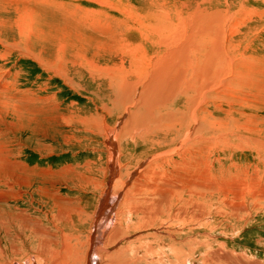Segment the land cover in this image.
Segmentation results:
<instances>
[{
	"label": "rangeland",
	"instance_id": "obj_1",
	"mask_svg": "<svg viewBox=\"0 0 264 264\" xmlns=\"http://www.w3.org/2000/svg\"><path fill=\"white\" fill-rule=\"evenodd\" d=\"M196 22L211 24L210 34L229 60L230 72L223 78L233 84L219 87L212 100L226 111L227 123L217 121L215 133L198 136L199 143L207 136L216 139L210 149L192 145L181 163H157L156 158L167 159L164 144L173 134L156 135L146 144L125 137L126 128L117 143L111 131L129 126L144 107L133 104L119 114L104 97L112 92L109 85L117 86L116 79L144 81L168 52L171 35L162 38L168 39L162 46L149 34L152 27L170 23L175 35L186 36ZM143 102L150 104L147 92ZM212 113L219 115L213 108ZM107 139L115 141L117 152L121 148L124 175L145 149H153L154 173L143 183L215 177L217 186L230 187V215L241 205L244 215L229 217L227 224L216 215L202 222V202L192 198L160 211L148 209L147 189L129 193L118 209L121 199L113 196L108 205L102 199L97 206L102 185L101 198H108L117 174L108 165ZM263 142L264 0H0V264H81L85 257V264H264ZM139 164L128 186L147 159ZM106 169L111 171L107 177ZM249 184L254 186L242 187ZM246 192L256 193L260 202L254 206ZM235 193H245L243 201ZM213 202L218 205L216 198ZM100 207H106L101 216ZM109 211L115 212L114 222L106 229L102 222ZM102 228L107 231L100 240ZM96 249L101 262L90 255Z\"/></svg>",
	"mask_w": 264,
	"mask_h": 264
},
{
	"label": "bare ground",
	"instance_id": "obj_2",
	"mask_svg": "<svg viewBox=\"0 0 264 264\" xmlns=\"http://www.w3.org/2000/svg\"><path fill=\"white\" fill-rule=\"evenodd\" d=\"M196 23H198V22H196ZM206 23H208V22H206ZM169 24L162 26V24L157 23V25H158L157 27L151 28V32L149 34H151V35L153 34V35L157 36L158 44H160L162 46H164L163 44L167 45L168 39L162 40V38H166L170 35L171 36L169 39H171L172 42L170 45H168V46H170V48L167 50L168 52H166L164 54V56L160 57L161 58L160 60L158 59L155 62L154 68H152L153 70L149 73L147 72L148 74L145 73L143 75V76H146L145 80L139 81V79L138 78L136 79L135 77H131L127 81L116 79L117 80V86H115L114 84L109 85V87L112 89V92L110 93V96L104 97L105 99L110 100V102L113 103L114 107H116L118 109L119 114L124 113V111L127 109L126 107L127 106L130 107V105H133V104H136L137 106L141 105L142 107H144V110H143L144 114L142 113L140 116H138L137 119L134 120L129 126H126L125 125L126 123H124V125L126 127L123 125L122 126L123 128H121L119 130V132L117 130L111 131L112 132L111 134L115 135V140L117 143H118L117 140H119L120 137L124 134L126 128H127V130H126L125 135L126 134H128V135H126L125 137H127L129 135H133L134 137H136L135 142L138 140L143 141V143L147 141L146 144L151 143L153 141V139L156 137V135L166 134L169 132H171L173 134L172 137L170 138V142H168V144H164L169 148L166 151L167 159L161 160L160 158H156L157 163L158 162H160V163L165 162L166 163V161L169 162V161H173L174 159H179L180 163H181V161L183 160V157H184V159H186L189 156V153L191 151L190 148L192 147V145H194V147H199L200 149L201 148L202 149H204V148L210 149V146H213L216 144L215 143L216 139L214 140L210 136H207V138L205 140H201V138H200V140L202 141V142L200 141V143L197 139H198V136H200L201 134H207V133L210 134L213 132L215 133L217 121H220L224 124L227 123V119H226L227 114L225 113L226 111L224 110L225 111L224 112L220 108L215 107L212 104V100L215 97L219 96V94H220L219 92L221 91V90L220 91L218 90V89H220L219 87H221V89H223L225 86L229 87L233 84V81H234V80L233 81L229 80L228 78L227 79L223 78L225 75L229 74V72H230L229 60L227 58L225 49L222 48V46H220V44L218 42H216L215 37L210 34L211 33V28H210L211 24L209 26L207 25L208 27L206 26V24L204 26H200L199 23H198L199 26H198V24L197 25L195 24L196 26H194L193 29L190 30L189 33H187V31L185 32V33H187V34H185L186 36H183V34H180V35L176 34L175 35V33L173 32V29L168 28V26H170ZM191 24L193 25V22ZM170 31H172L174 33V36H173V34L170 33ZM61 74L64 76L66 74V72L61 70ZM184 76H187L185 78V80H184ZM74 79H75V77H74ZM131 84H135V87H133ZM216 87H218V88L215 89ZM179 88H180V90H183V91H181V95H182L181 101H180V95L178 92ZM146 92H147V95H148L149 100H150V104L148 106L145 105L143 102L144 101V94ZM126 97L128 98L127 100H126ZM101 98H102V94H101ZM100 101H102V100H100ZM212 108L215 109L216 112H218V114H219L218 117L213 115ZM125 112H128V111L126 110ZM200 113H206V115H204L206 119L199 121L198 120V114H200ZM222 117H224L225 119H223ZM129 119H130V117H129ZM207 120H209V121L207 122ZM110 140H108V139L106 140L107 145L110 146V148H111V150H110L111 153L109 155V162H108L110 164H108V165L113 166V168L111 169L112 174L115 172H117V174H115L116 177L114 179L110 178V180L113 179V181L111 183L114 185V187L111 191V195L107 194V196L109 195L108 198H106V197L101 198V196L104 195V191H106L104 188L105 185L104 184L102 185L101 195L98 198V200L96 201L97 206H98L99 202L102 204L103 200H105V202H103V204L108 205V202H106V200L109 201L110 199H112L111 197L113 196V199H115V201L119 198L121 199L119 201V204L117 207V209H118L119 206H121L122 203L124 204V201L127 200L129 193L136 191V194H138L140 191L142 192V191L147 189V197H146L147 202H145V203H147V208L149 206H153L152 208H154V209L157 208L160 211V209H159L160 207H162V209H163V207H166L168 205H170V207L171 206L174 207V206H177V204L179 202H182V201L185 202V199L192 198L193 200L202 202V203H200L202 205L201 209L205 210V211H202V216L199 218V220L202 222H208L207 220L203 219L204 216L208 217V219L213 220L214 216L216 215L215 219H218L220 221L219 223H223V222L226 223L227 221H225V220L228 219L229 217H232V218L234 217L235 219L239 220L241 215L242 216L244 215V214H242V212L244 211V209L241 208V207H243L242 205L238 206V207L235 206V208L233 209V214L230 215V210H231V204H230L231 199H230V189H229L230 187L227 186L228 187L227 188V187L217 186V182H215V180L217 178L215 179V177H211V180H209V179L206 180L207 175H205L204 177L200 176V177H198V180H196L197 179L196 178L195 180H193L191 182H186V183H181V184L173 183L174 182L173 180H170V182L168 181V183L166 181H163L166 183H164L162 185H158V186L157 185H149V183H143V181L146 178H147V180L150 178L149 177L150 171H151L150 167L152 165H151V163H149V160H150L149 157L151 155H153V154H151L153 149H150V150L145 149V152H144L143 156H141V159L138 162H136V164L132 168L127 167L128 169L125 170V172L127 174L124 175L121 171H119L121 168V165H120V162L118 159V157H119L118 153H121V148H119L120 152H117L118 149L116 148V144L114 143L115 141L114 140L110 141ZM222 140H224V139H222ZM225 141H227V140H225ZM263 144H264V142H263ZM262 146H264V145H262ZM171 149H173V150H171ZM155 150H157V149H155ZM143 159H145V160L147 159V167H145V169L143 167L142 170H140L141 172L139 173V175L136 178L132 179L131 181H133V180L134 181L130 184V186H128L127 184L129 183V180H130L129 177H130V174L132 173V170L134 168H136V166ZM218 163H220V162H218ZM140 165L141 164H139V166ZM157 166H156V168H157ZM109 169H110V167H109ZM110 172L109 171L107 172V169L105 170L106 177H107V175H109ZM135 172L138 173L137 171H135ZM151 172L154 173L153 171H151ZM185 178H187V177H185ZM167 180H168V178H167ZM174 180L176 181L177 179H174ZM244 183H246V182H244ZM235 185H237V184H235ZM252 185L253 184L242 185V187H244V189H245V188H248ZM115 187L120 188L117 193H115V190H116ZM238 187H241V186H239V183H238V186L236 188L240 189ZM10 188H11V186L8 187V189H10ZM234 191H235V189H234ZM254 191H256V190H254ZM242 193H239V194L235 193L237 195V197L235 199H240L243 201V199L245 198V193L244 194H242ZM246 193H247L246 197H248L250 199V201L253 203L254 206H256L260 202L261 198L259 199L258 195L256 193L255 194H254V192H246ZM134 195H133V197H135ZM13 198H14V196H13ZM214 198H216V203H218V205H216L215 207L213 204ZM113 199H112V201H114ZM134 199H130V200L132 201ZM262 201H263V199H262ZM133 205L134 204H132L131 207ZM113 207H114V204L110 205L109 210L111 211L113 209ZM122 207H124V205H122ZM125 207H126V205H125ZM145 208H144V210H145ZM96 210H97V207L95 206V212H96ZM110 211L107 214L105 213L107 215L106 218H104V219H106V222H102L103 224L105 223L104 227H106V229H108L107 228L108 226L109 227L112 226L111 223L114 222V215H115L114 213L115 212H113V215H112V212H110ZM150 211H153V210L151 209ZM225 211H227V212L224 213ZM95 212L93 211L92 216H91V219H92L91 226L93 225V222H94L93 217H94ZM102 212H101V214L104 213V212L103 213ZM130 212H131V210H130ZM136 212L138 213V210ZM144 212H146V211H144ZM190 212H192V210ZM110 213H111V215H110ZM154 213H155V211H154ZM128 214H130V213H128ZM158 214L160 215V213H158ZM177 214H178V212H177ZM146 215H148V214H146ZM138 216H140V215H138ZM150 216H151V213H150ZM155 216L156 215H154V217ZM141 217L143 218V216H141ZM144 218H146V217H144ZM147 219H148V217H147ZM155 219H156V217H155ZM101 225L99 223V226L97 227V224H96L95 229L96 228L100 229ZM212 225H214V224H212ZM146 227H148V226H146ZM103 228L100 230V235L98 237L100 240H102L104 238V236L106 235L107 230L102 231ZM110 235H109V237H110ZM86 241H87V239H86ZM96 241H97V238H96L95 242ZM87 242H89V238H88ZM92 242L93 241H91V243ZM94 244L95 243H93L92 245H94ZM88 246H91V245L88 243ZM90 255L96 257V259H98V261L101 262V260L99 258L100 254H98V249H96L95 251H92V253ZM85 258L87 259V257H85ZM86 259H83L81 264H85L84 262L86 261ZM87 262H88V260H87ZM87 262H86V264L91 263V262H89V263H87ZM92 264H98V262L94 261V262H92Z\"/></svg>",
	"mask_w": 264,
	"mask_h": 264
},
{
	"label": "water",
	"instance_id": "obj_3",
	"mask_svg": "<svg viewBox=\"0 0 264 264\" xmlns=\"http://www.w3.org/2000/svg\"><path fill=\"white\" fill-rule=\"evenodd\" d=\"M103 211V208L102 207H100V210H99V215L101 214V212Z\"/></svg>",
	"mask_w": 264,
	"mask_h": 264
}]
</instances>
